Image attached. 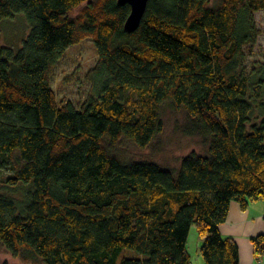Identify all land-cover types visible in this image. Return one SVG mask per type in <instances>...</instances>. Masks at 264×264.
<instances>
[{
	"label": "trees",
	"instance_id": "trees-1",
	"mask_svg": "<svg viewBox=\"0 0 264 264\" xmlns=\"http://www.w3.org/2000/svg\"><path fill=\"white\" fill-rule=\"evenodd\" d=\"M264 0H150L140 27L118 0H0V26L30 34L0 46V252L23 263L240 264L220 232L232 203L264 201V62L252 61ZM98 52L93 94L59 100L52 81L75 45ZM203 139L179 167L128 159L163 133L162 107ZM264 258V235L252 238ZM132 251V253L130 252ZM3 264H9L4 262Z\"/></svg>",
	"mask_w": 264,
	"mask_h": 264
},
{
	"label": "rangeland",
	"instance_id": "rangeland-1",
	"mask_svg": "<svg viewBox=\"0 0 264 264\" xmlns=\"http://www.w3.org/2000/svg\"><path fill=\"white\" fill-rule=\"evenodd\" d=\"M257 24L261 31L258 46L252 61L264 62V11L256 16ZM30 34V28L23 14L17 15L15 20L4 21L0 26V46L9 47L19 51ZM98 52L91 40L72 46L58 63L52 85L59 100H70L80 103L93 94L90 82L87 80L88 72L95 66ZM164 122V131L151 146L142 151L130 142H124L122 152L128 159L153 160L163 167L178 168L181 159L192 152L205 154L207 147L203 139L197 136H187L182 127L186 122L185 113L175 112L171 104L166 103L161 111ZM0 194L11 197H21V193H14L0 184ZM202 239L199 237L196 226H192L188 239V248L192 257V264H205L201 256ZM130 252V251H129ZM132 253V251L130 252ZM43 264L23 263L13 258L9 253L0 252V264Z\"/></svg>",
	"mask_w": 264,
	"mask_h": 264
},
{
	"label": "crops",
	"instance_id": "crops-1",
	"mask_svg": "<svg viewBox=\"0 0 264 264\" xmlns=\"http://www.w3.org/2000/svg\"><path fill=\"white\" fill-rule=\"evenodd\" d=\"M220 232L237 243L240 264H264V258H256L252 243V238L264 235V201L252 203L247 210L238 203H232Z\"/></svg>",
	"mask_w": 264,
	"mask_h": 264
},
{
	"label": "water",
	"instance_id": "water-1",
	"mask_svg": "<svg viewBox=\"0 0 264 264\" xmlns=\"http://www.w3.org/2000/svg\"><path fill=\"white\" fill-rule=\"evenodd\" d=\"M120 5H129L131 13L126 21L125 29L129 33L135 32L143 20L150 0H118Z\"/></svg>",
	"mask_w": 264,
	"mask_h": 264
}]
</instances>
